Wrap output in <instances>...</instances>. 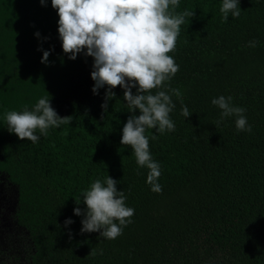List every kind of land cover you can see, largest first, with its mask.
Masks as SVG:
<instances>
[{"label":"trees","instance_id":"1","mask_svg":"<svg viewBox=\"0 0 264 264\" xmlns=\"http://www.w3.org/2000/svg\"><path fill=\"white\" fill-rule=\"evenodd\" d=\"M222 3L180 0L175 9L195 15L169 53L179 71L166 87L183 101L172 95L175 130L145 133L161 170L156 193L148 169L120 143L133 114L124 90L113 89L105 112L107 86L92 91L94 58L63 52L51 0H0V181L16 189L21 264H264V0H240V16L229 13L227 22ZM43 51L51 53L47 64ZM221 95L246 109L251 132H237L235 116L216 125L221 110L212 100ZM40 98L72 121L47 136L37 131L36 143L21 141L5 114L32 110ZM108 175L135 210L114 240L82 234L84 217L74 214L86 209L82 194Z\"/></svg>","mask_w":264,"mask_h":264},{"label":"clouds","instance_id":"2","mask_svg":"<svg viewBox=\"0 0 264 264\" xmlns=\"http://www.w3.org/2000/svg\"><path fill=\"white\" fill-rule=\"evenodd\" d=\"M40 3L46 5V0ZM179 3L180 0H51L59 16L63 52L71 60L81 53L94 58L92 91L98 95L99 89L107 86L105 103L101 105L105 112L108 101L115 98L113 89L119 86L124 90L123 99L133 114L123 126L120 143L131 147L140 168L148 169L147 183L156 193L162 192L158 183L161 170L152 159L145 133L148 129L160 134L174 131L175 124L170 118L175 108L172 95L183 103L179 89L166 87L179 71V65L169 53L175 50L185 18L195 15L187 10L176 14ZM238 5L240 0H223L220 11L225 22L229 13L233 18L240 16ZM35 35L39 37L40 33ZM249 46L256 47L257 41H250ZM50 54L43 51L41 62L47 64ZM132 89H136L135 95ZM232 99L223 95L213 98L212 104L221 110L216 125L235 116L237 132H251L244 115L246 109L233 106ZM137 109L139 115H135ZM181 114L186 118L192 115L187 106L182 107ZM5 119L10 133L21 141L36 143L40 139L37 131L47 136L50 128L71 123L72 116L60 117L50 99L40 98L32 110L25 106L21 112L9 111ZM82 196L86 209L83 212L80 207L74 209L75 215L84 217L82 234L99 233L104 239L114 240L132 222L135 210L126 206L125 192L117 189V181L109 175L103 182L96 179ZM76 203L79 205L81 201ZM72 223L71 219L65 221V225Z\"/></svg>","mask_w":264,"mask_h":264},{"label":"rangeland","instance_id":"3","mask_svg":"<svg viewBox=\"0 0 264 264\" xmlns=\"http://www.w3.org/2000/svg\"><path fill=\"white\" fill-rule=\"evenodd\" d=\"M15 187L7 180L0 181V264H21L25 261L22 243L24 231L17 225Z\"/></svg>","mask_w":264,"mask_h":264}]
</instances>
